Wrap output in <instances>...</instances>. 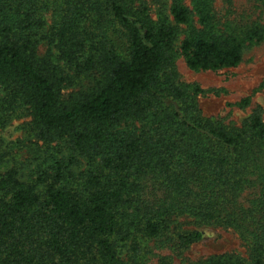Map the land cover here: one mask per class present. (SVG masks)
Masks as SVG:
<instances>
[{
	"label": "trees",
	"instance_id": "16d2710c",
	"mask_svg": "<svg viewBox=\"0 0 264 264\" xmlns=\"http://www.w3.org/2000/svg\"><path fill=\"white\" fill-rule=\"evenodd\" d=\"M160 1L0 0V128L29 111L53 158L0 168V264H150L201 238L182 217L251 245L196 264H264V120L204 116L176 67H235L264 26Z\"/></svg>",
	"mask_w": 264,
	"mask_h": 264
},
{
	"label": "rangeland",
	"instance_id": "374dc122",
	"mask_svg": "<svg viewBox=\"0 0 264 264\" xmlns=\"http://www.w3.org/2000/svg\"><path fill=\"white\" fill-rule=\"evenodd\" d=\"M147 1L156 10L158 0ZM183 1L190 4L189 0ZM161 2L168 7L171 0ZM215 10L219 16L237 18L241 22H258L264 26V0H215ZM47 22H51L50 13ZM184 29L186 27L182 26L180 39L185 36ZM46 47L41 46L40 52L43 53ZM176 67L178 81L192 91L198 90L196 99L204 116L237 127L253 112L260 113L264 120V40L248 45L243 51L241 62L235 67L195 70L187 65L180 52L176 58ZM20 114L0 128V168L4 170L17 166L28 174L39 164L50 163L53 158L50 153L39 154L37 147H42V142H37L32 136L30 112L22 110ZM247 193H243V201H246ZM180 222L183 229L199 231L201 238L185 249H178L173 243L169 247L154 249L153 255L149 256L150 264H157L164 256H170L174 264H196L224 254L238 255L250 261V242L234 228L197 222L190 217H182ZM150 245L154 247V242H150Z\"/></svg>",
	"mask_w": 264,
	"mask_h": 264
}]
</instances>
